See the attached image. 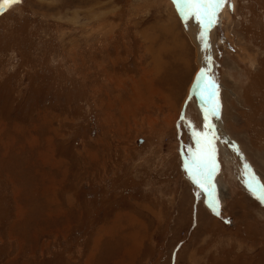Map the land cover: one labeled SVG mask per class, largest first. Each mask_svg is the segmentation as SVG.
I'll use <instances>...</instances> for the list:
<instances>
[{"label": "rangeland", "instance_id": "1", "mask_svg": "<svg viewBox=\"0 0 264 264\" xmlns=\"http://www.w3.org/2000/svg\"><path fill=\"white\" fill-rule=\"evenodd\" d=\"M2 6L0 264H264V0L194 15L205 58L173 0Z\"/></svg>", "mask_w": 264, "mask_h": 264}, {"label": "bare ground", "instance_id": "2", "mask_svg": "<svg viewBox=\"0 0 264 264\" xmlns=\"http://www.w3.org/2000/svg\"><path fill=\"white\" fill-rule=\"evenodd\" d=\"M1 12H4V11H1ZM228 19H229V17H228ZM196 20H197V18H196ZM186 25H187V27H188V31H189V33L193 36L192 38H194V40H196V42L195 43H197L198 44V46H199V48H200V52L202 53V57H204L205 58V54H206V52H205V45H204V43H202L201 44V41H199V39H198V36H199V34L201 33V31L203 32V33H205V31H204V28L203 27H200V26H196L195 25V19H194V15H192V16H190V17H187L186 18ZM214 21V20H213ZM197 22V21H196ZM201 24V23H200ZM170 25V24H169ZM203 25H204V23H203ZM202 25V26H203ZM204 26H206V31L208 32V30H209V28L211 27V26H207V25H204ZM167 26H164V28L166 29V30H168L167 28H166ZM169 27V26H168ZM200 28H203V30H201ZM169 31V30H168ZM211 33H212V31H211ZM199 48H198V50H199ZM201 57V56H200ZM201 57V58H202ZM203 59V58H202ZM202 66V65H201ZM204 66V65H203ZM206 68V67H205ZM202 74V71H200V73L198 74V76L196 77V80H195V82L197 83V84H199V80L198 79H201L202 80V76H203V74ZM201 75V76H200ZM200 77V78H199ZM196 87H198V86H196ZM192 92H194V91H192ZM195 93V92H194ZM197 93V92H196ZM201 104H202V106L204 107L203 109V113H204V115L205 116H207L208 117V121H209V123H211V124H214L215 125V127H216V129H218L217 131L219 132V133H221V134H224V137H225V139L226 140H230V138L227 136V135H225V132H224V129H223V124L221 123V120H218V121H214L213 120V117H215V113H213V111H211L210 113H205L206 111H208L209 110V108L211 107L210 106V104H209V101L206 99V98H202V100H201ZM214 129V128H213ZM234 143V142H233ZM239 150V149H238ZM213 165H215V168H214V170H213ZM205 172L202 174V175H200V174H197V176H196V179H193V175H192V173H195V172H191V180H192V184L194 185V187H195V189H196V191H197V193H198V195L200 196V197H202L205 201H207V202H210V204H212L213 202L215 203V201H220V192H222L223 193V191H221L220 190V188H221V185H220V183L218 182V180H217V177H216V163H210L209 161H207V162H205ZM247 168H249V166L247 167ZM218 169V168H217ZM250 169V168H249ZM250 170H252V169H250ZM211 174V178L210 179H205V177L206 176H208V174ZM250 174H251V171L250 172H247V175H248V177L250 178ZM258 177V176H257ZM259 178V177H258ZM201 180V182L204 184V187H202L201 188V186H200V184H198L197 182H196V180ZM260 181V180H259ZM226 191V190H225Z\"/></svg>", "mask_w": 264, "mask_h": 264}, {"label": "snow or ice", "instance_id": "3", "mask_svg": "<svg viewBox=\"0 0 264 264\" xmlns=\"http://www.w3.org/2000/svg\"><path fill=\"white\" fill-rule=\"evenodd\" d=\"M9 3H15L16 0H7ZM228 0H173V3L176 4L178 12L185 18L195 15L198 19L201 20L202 23H211L213 20L218 19V12L222 9L223 5L227 3ZM234 9V4L232 5ZM200 39L202 42L206 41L205 35L202 32L200 35ZM206 46H208L206 44ZM203 73V69L201 70ZM213 87L215 85L213 84ZM213 113H215L216 108L212 109ZM199 135V134H198ZM235 147V146H234ZM238 151V147L236 149ZM215 165H213V170ZM197 174H199V170L195 173H192L193 179H196ZM211 174L209 173L205 179H210ZM201 187H204V184L201 180H196ZM248 188L253 192V194H257V198L264 203V182L259 181V178L256 176L255 172H251L250 178L246 181ZM218 214V213H217Z\"/></svg>", "mask_w": 264, "mask_h": 264}, {"label": "crops", "instance_id": "4", "mask_svg": "<svg viewBox=\"0 0 264 264\" xmlns=\"http://www.w3.org/2000/svg\"><path fill=\"white\" fill-rule=\"evenodd\" d=\"M125 212H121L120 215H117L116 219L113 220L112 225H108L106 230H107V235L109 236H115L118 235L120 232V230H122V228H124V226H126L125 224H123L122 222H119V218L122 214H124ZM126 217H128L127 219L129 220V222L135 221V218L133 217L132 213H125ZM136 221L139 223V220L136 219ZM128 222V223H129ZM132 235L130 236L131 238V243H130V248H131V253L132 255H134V251L136 250V248L139 246V235L137 231L131 233Z\"/></svg>", "mask_w": 264, "mask_h": 264}, {"label": "water", "instance_id": "5", "mask_svg": "<svg viewBox=\"0 0 264 264\" xmlns=\"http://www.w3.org/2000/svg\"><path fill=\"white\" fill-rule=\"evenodd\" d=\"M4 10H5V7H4V6L0 7V11H4ZM197 83H198V82H197ZM197 83L195 82V87L199 85V84H197ZM195 87H194V88H195ZM194 92H195V91H194ZM195 93H196V92H195ZM196 94H197V93H196Z\"/></svg>", "mask_w": 264, "mask_h": 264}]
</instances>
